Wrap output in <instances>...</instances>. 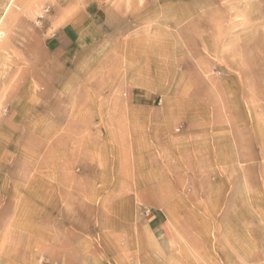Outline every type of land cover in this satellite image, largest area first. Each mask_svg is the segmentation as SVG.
Masks as SVG:
<instances>
[{"label": "rangeland", "instance_id": "374dc122", "mask_svg": "<svg viewBox=\"0 0 264 264\" xmlns=\"http://www.w3.org/2000/svg\"><path fill=\"white\" fill-rule=\"evenodd\" d=\"M0 264H264V0H0Z\"/></svg>", "mask_w": 264, "mask_h": 264}, {"label": "crops", "instance_id": "0c3cea01", "mask_svg": "<svg viewBox=\"0 0 264 264\" xmlns=\"http://www.w3.org/2000/svg\"><path fill=\"white\" fill-rule=\"evenodd\" d=\"M153 226H154V228L152 229L149 225H148V229L150 230V231H152V230H161V228H162V225H161V219H160V216H153L152 218H151V220L149 221Z\"/></svg>", "mask_w": 264, "mask_h": 264}, {"label": "bare ground", "instance_id": "6f19581e", "mask_svg": "<svg viewBox=\"0 0 264 264\" xmlns=\"http://www.w3.org/2000/svg\"><path fill=\"white\" fill-rule=\"evenodd\" d=\"M158 1H159V0H158ZM126 14H127V13H126ZM179 15H180V14H179ZM189 18H190V17H189ZM189 18H188V19H189ZM178 19H179V18H178ZM128 20H129V19H128ZM194 20L197 21V19H194ZM214 20H215V19H214ZM192 21H193V20H192ZM200 21H202V20H200ZM216 21H218V20L216 19ZM216 21H215V22H216ZM156 22H158V21H156ZM180 22H181V21H180ZM154 23H155V22H154ZM163 23H164V22H163ZM182 23H183V22H182ZM192 23H193V22H192ZM194 23H195V22H194ZM212 23H214V21H213ZM201 24H204V23L201 22ZM206 24H207V23H206ZM136 25H137V24H136ZM218 25H219V24H218Z\"/></svg>", "mask_w": 264, "mask_h": 264}]
</instances>
